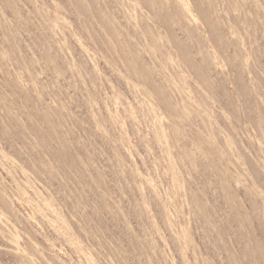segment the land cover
<instances>
[{"label": "rangeland", "instance_id": "rangeland-1", "mask_svg": "<svg viewBox=\"0 0 264 264\" xmlns=\"http://www.w3.org/2000/svg\"><path fill=\"white\" fill-rule=\"evenodd\" d=\"M149 2L0 0V264H264V0Z\"/></svg>", "mask_w": 264, "mask_h": 264}, {"label": "bare ground", "instance_id": "bare-ground-1", "mask_svg": "<svg viewBox=\"0 0 264 264\" xmlns=\"http://www.w3.org/2000/svg\"><path fill=\"white\" fill-rule=\"evenodd\" d=\"M78 1V0H77ZM139 1V3H141V4H144L145 6H147L148 8L150 7V9L152 8V6H154L155 4H156V1H155V3L154 4H152V6L150 5V0L148 1V0H138ZM148 1V2H147ZM152 1H154V0H151V3H152ZM158 4V6L160 5L159 3H157ZM173 4V3H172ZM157 6V5H156ZM156 6H155V9H153L154 11H156L157 12V14H158V16L160 17V21H162L163 23H165L166 22V24H168V19H169V17H168V13H164V12H162V5L161 6H159L158 8H156ZM198 6V5H197ZM179 7V6H178ZM199 7H201V6H199ZM155 15V14H154ZM204 15V14H203ZM161 22V23H162ZM162 23V24H163ZM107 25V24H106ZM215 25V24H214ZM215 27V26H214ZM153 39V38H152ZM177 43V44H176ZM175 44L177 45V47L180 49V51H185V48H184V46H182V45H180L178 42H176ZM183 55H184V53H183ZM186 58V57H185ZM140 66V65H139ZM192 66V65H191ZM146 68V67H145ZM142 70V69H141ZM148 73V72H147ZM147 76V75H146ZM151 76V75H150ZM147 78V77H146ZM148 80V79H147ZM154 83V82H153ZM157 84V83H156ZM153 85V84H152ZM159 86V85H158ZM158 86H156V87H158ZM160 87V86H159ZM153 88V87H152ZM162 88V87H161ZM153 90V89H152ZM156 91H160L159 90V88L158 89H155ZM161 92V91H160ZM160 94V93H159ZM162 94V93H161ZM156 96V95H155ZM158 96V95H157ZM161 96V95H160ZM159 97V96H158ZM163 98V97H162ZM165 98V97H164ZM160 99H161V97H160ZM161 101V100H160Z\"/></svg>", "mask_w": 264, "mask_h": 264}]
</instances>
